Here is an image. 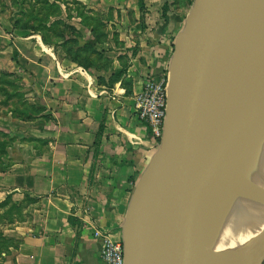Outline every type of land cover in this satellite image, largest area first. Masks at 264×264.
Segmentation results:
<instances>
[{
	"label": "crops",
	"instance_id": "0c3cea01",
	"mask_svg": "<svg viewBox=\"0 0 264 264\" xmlns=\"http://www.w3.org/2000/svg\"><path fill=\"white\" fill-rule=\"evenodd\" d=\"M79 1L113 7L95 18L96 29L74 19L81 60L38 35L20 40V70L30 74L41 111L20 121V161L0 168L7 219L0 229L17 244L0 264H100L94 231L121 240L136 186L158 151L136 115V97L146 78L169 71L184 23L169 13V0H130L127 11L128 0ZM11 54L0 51V69L17 72Z\"/></svg>",
	"mask_w": 264,
	"mask_h": 264
},
{
	"label": "water",
	"instance_id": "95a60500",
	"mask_svg": "<svg viewBox=\"0 0 264 264\" xmlns=\"http://www.w3.org/2000/svg\"><path fill=\"white\" fill-rule=\"evenodd\" d=\"M263 28L264 0H194L169 68L164 135L122 228L126 264H240V204L264 195L242 182L230 106L264 55V38L249 50ZM235 42L241 68L227 64Z\"/></svg>",
	"mask_w": 264,
	"mask_h": 264
},
{
	"label": "rangeland",
	"instance_id": "374dc122",
	"mask_svg": "<svg viewBox=\"0 0 264 264\" xmlns=\"http://www.w3.org/2000/svg\"><path fill=\"white\" fill-rule=\"evenodd\" d=\"M50 5L57 6L51 11L45 12L41 10L40 0H0V51L4 48H9L12 51L11 58L17 64L18 71L13 72L7 69H0V142L5 139L8 143V148L5 154H0V166L8 168L16 161H20V139L15 136L20 129V121H28L35 115H38L37 105L32 101V95H36L38 91L34 89L33 80L30 79V74L27 70H20V40L25 37L33 35L31 31H21V27L34 29L36 34L42 38L43 34L47 43L50 46H55L62 55L74 57L76 60H81L82 49H76L81 45V39L78 40V33L74 24L77 23V16L83 15L85 17L101 16L94 18H105L113 13L111 5H102L96 7L95 10L88 9L87 6H76L75 2L79 0H47ZM125 4L127 10H131L132 2L128 0ZM80 2V1H79ZM129 3V4H128ZM171 6L170 14H174L179 21V25L183 22L184 28L186 20L191 13L194 0H169ZM116 6V5H115ZM91 15V16H90ZM99 19V20H100ZM101 22V21H100ZM57 23L53 31H47V26ZM102 27L107 25L102 24ZM182 27V26H181ZM264 30V28H263ZM87 44H83V50L88 53L86 49ZM255 51H253L254 54ZM86 55V53H83ZM5 57H0V63H5ZM15 64V65H16ZM169 71L165 74L167 76ZM36 91V92H35ZM245 92L239 97L241 105L243 103L244 113L249 116L248 105L251 102H245ZM242 108V109H243ZM20 131V130H19ZM13 134V137L10 135ZM249 155H256L255 152L247 150ZM259 155L262 153L258 150ZM5 155V156H4ZM264 155V154H263ZM2 157V159H1ZM264 159V156H261ZM7 219H3L0 215V225L6 224ZM4 236V230L0 229V258L5 254H10L17 244L14 240L7 241ZM263 256V255H262ZM259 257L256 264L260 261ZM264 264V262H263Z\"/></svg>",
	"mask_w": 264,
	"mask_h": 264
},
{
	"label": "bare ground",
	"instance_id": "6f19581e",
	"mask_svg": "<svg viewBox=\"0 0 264 264\" xmlns=\"http://www.w3.org/2000/svg\"><path fill=\"white\" fill-rule=\"evenodd\" d=\"M239 24V21H238ZM238 26V25H237ZM264 38L262 34L255 35L249 45V50L260 45ZM240 45L235 42L228 51L227 64L229 68H241L243 63L239 52ZM243 89L245 102H251L247 119L240 118L241 100L230 106V114L234 132L239 141L238 155L243 163L242 182L250 191L264 195V55L255 64L253 73L244 76ZM246 150L256 155H247ZM258 150L262 153L260 156ZM239 216L242 222V232L236 243H242L240 264H256L264 254V204L242 200ZM138 244L137 234L135 236ZM235 246V244H233Z\"/></svg>",
	"mask_w": 264,
	"mask_h": 264
},
{
	"label": "built area",
	"instance_id": "2783aa9c",
	"mask_svg": "<svg viewBox=\"0 0 264 264\" xmlns=\"http://www.w3.org/2000/svg\"><path fill=\"white\" fill-rule=\"evenodd\" d=\"M167 86L168 75L149 76L136 97V115L151 131L156 146L161 143L167 119ZM94 237L101 244L100 264H126L121 240L104 230H95Z\"/></svg>",
	"mask_w": 264,
	"mask_h": 264
},
{
	"label": "trees",
	"instance_id": "16d2710c",
	"mask_svg": "<svg viewBox=\"0 0 264 264\" xmlns=\"http://www.w3.org/2000/svg\"><path fill=\"white\" fill-rule=\"evenodd\" d=\"M40 5H42L41 6V10H43V11H45V12H48V11H51V9H54V8H56V9H58V7L57 6H54V5H50V3L47 1V0H40ZM75 5L76 6H82V7H85L82 3H80L79 1H76L75 2ZM140 8H143V5L142 4H140ZM167 11H168V5H165L164 6V14H166L167 13ZM91 16V15H90ZM77 18H80V19H82V23L83 24H88V26H90V27H93L94 26V28L96 29L97 27H99V25H98V23H96V21H95V18L93 17V16H91V17H85V16H83V15H80V16H77ZM56 26H57V23H53V24H51L49 27L47 26V31H53L55 28H56ZM20 30L21 31H31L33 34H36V33H38V32H36L34 29H31V28H25V27H21L20 28ZM76 35H78V33L76 34ZM41 36H42V41H43V43L46 45V46H50V43L48 42L47 43V41H46V38H45V36L43 35V34H41ZM78 40H80L81 39V37L78 35ZM119 75H121V74H119ZM37 111L38 112H40L41 110H38L37 109ZM7 138V136H4V139L2 140V142H0V154L1 155H3V154H5V151L7 150V148H8V143L6 142V139ZM5 156V155H4ZM1 159H2V157H1ZM0 168H2V166H0ZM3 207V205H0V208H2ZM7 239V238H6ZM9 240H11L12 241V239H7V241H9Z\"/></svg>",
	"mask_w": 264,
	"mask_h": 264
}]
</instances>
